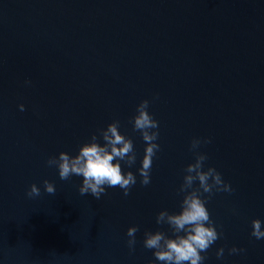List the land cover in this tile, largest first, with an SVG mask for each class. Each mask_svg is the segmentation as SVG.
<instances>
[{"label": "water", "instance_id": "obj_1", "mask_svg": "<svg viewBox=\"0 0 264 264\" xmlns=\"http://www.w3.org/2000/svg\"><path fill=\"white\" fill-rule=\"evenodd\" d=\"M144 99L161 146L148 186L131 122ZM117 119L137 183L82 196V177L61 180L46 161ZM194 137L211 138L204 167L234 189L206 202L222 236L202 264H264V238L251 235L264 221V0H0V264H151L144 233L173 235L156 216L180 210Z\"/></svg>", "mask_w": 264, "mask_h": 264}, {"label": "clouds", "instance_id": "obj_2", "mask_svg": "<svg viewBox=\"0 0 264 264\" xmlns=\"http://www.w3.org/2000/svg\"><path fill=\"white\" fill-rule=\"evenodd\" d=\"M150 101L142 100L136 107V113L131 118L133 130L138 131L146 144L145 154L138 169L141 186L151 183L153 159L160 150L159 121L149 111ZM21 111L25 105L20 104ZM103 140V143L100 140ZM211 138L194 137L190 150L195 160L184 169L183 183L177 194L183 195L179 211L163 209L156 216L158 225H168L173 235L163 230H146L144 233V247L153 250L155 259L151 264H202L208 249L222 236L212 219L207 207L216 193H232L234 189L230 182L223 179L222 174L209 166L205 169L207 153L199 151L202 144L211 143ZM137 153L132 138L120 130V121L114 120L99 133H93L89 140L79 146L78 153L73 155L68 151H60L58 155L48 157L46 163L49 167L58 170L61 180H69L73 176L82 177L79 187L80 194H91L97 200L106 193L107 188L119 187L124 196H128L132 187L137 183V175L131 168L135 165ZM121 162L128 165L125 172ZM198 182V185H197ZM44 191L55 195V183L48 179L43 180ZM207 194V195H205ZM27 195L37 197L41 195V188L32 183ZM235 211V210H234ZM138 225H132L127 230L129 237L127 243L130 251H135L136 233ZM251 235L256 239L264 238V221L256 218L252 221ZM246 251L243 248L232 246L229 254H238ZM225 249L220 247L216 251L218 259H222Z\"/></svg>", "mask_w": 264, "mask_h": 264}]
</instances>
